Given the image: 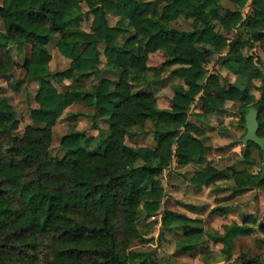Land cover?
<instances>
[{
  "label": "trees",
  "instance_id": "trees-1",
  "mask_svg": "<svg viewBox=\"0 0 264 264\" xmlns=\"http://www.w3.org/2000/svg\"><path fill=\"white\" fill-rule=\"evenodd\" d=\"M229 1L237 10H222L220 0H165L160 11L146 0L1 1L0 78H11L13 62L8 48L28 46L29 58L22 66L25 77L17 85L38 84V108L31 111V119L44 128H27L22 137L16 136L14 110L0 96V264H171L132 251L130 245L147 242L137 229V220L156 213L164 197L160 181L154 177L173 159L181 167L204 160V147L190 135L199 134L198 129L185 125L190 105L200 96L201 112L209 115L221 111L225 102H240L243 108L253 104L257 137L264 138V72L251 70L249 60L239 53V47L247 43L229 42L211 25L217 21L225 32L245 28L252 40L264 44V33L257 31L264 26V0H252L247 16L241 10L249 0ZM82 3L93 18L89 33L80 29L85 17ZM107 15L118 19L114 27L108 25ZM177 16L192 19L194 30H170L168 24ZM200 22L203 25L199 26ZM127 34L126 41L118 40ZM55 36L59 38L57 52L70 64L67 70L51 75L48 45ZM156 50H163L166 57L158 74L177 66L172 76L186 85V90H175L170 111H158L151 94L132 92V77L147 71L148 54ZM224 50L223 64L229 71L261 81L258 100L235 84L227 90L214 82L202 85L203 65L212 52ZM102 58L105 69L100 68ZM105 72L117 77L116 83L103 78ZM90 78L97 83L85 89L81 82ZM50 79L72 81L73 86L57 93L47 82ZM76 103L93 107L98 117L107 118L109 133L103 152L89 153L82 146L84 135L71 133L60 141L63 157H52L51 128L62 112ZM147 122L157 129L156 148L126 146L124 137L130 129H143ZM241 123L245 125V116ZM182 126L183 131L179 130ZM253 149L264 164L263 151L251 142L243 151L244 162L252 163L249 155ZM228 178L207 168L196 172L190 183L201 188ZM231 178L238 189L249 183L254 188L264 187L263 167L257 176L244 172L232 173ZM225 214L222 208L211 211V215ZM199 224L170 211L161 214V230L183 232L176 244L178 253L203 249ZM237 231L247 232L234 227L209 237L213 244L222 245L226 259Z\"/></svg>",
  "mask_w": 264,
  "mask_h": 264
},
{
  "label": "rangeland",
  "instance_id": "rangeland-1",
  "mask_svg": "<svg viewBox=\"0 0 264 264\" xmlns=\"http://www.w3.org/2000/svg\"><path fill=\"white\" fill-rule=\"evenodd\" d=\"M146 1L155 3L158 11L165 5V0ZM251 1L249 0L248 5L241 10L246 16L251 12L249 6ZM219 4L222 10H237L229 0H220ZM81 8L85 17L80 29L89 33L93 18L87 14L88 9L83 3ZM204 18L206 19L205 14ZM106 19L110 27H114L118 21L111 15H107ZM211 23L213 29L229 42L233 43L238 40L240 45L247 43L246 47H239V53L249 60L248 65L251 70L264 72V44L252 40L245 28L225 32L217 21ZM201 25L203 22L199 23V26ZM168 27L170 30L178 32L194 30L193 20L183 16L174 18ZM257 31L264 33V26ZM1 32H3V27L0 22ZM129 37L128 34L119 36L118 40L123 42ZM58 39V36H55L48 45L50 54L48 69L51 75L67 70L70 64L57 52L55 45ZM99 49L102 52L103 46L99 45ZM8 52L11 55L13 67L10 79L0 78V96L5 97L13 108L18 123L15 135L22 137L27 128H44V125L37 124L31 119V111L38 108V104L35 102L38 84L17 85L18 81L25 77L22 66L29 58V47L23 49L9 47ZM226 54V50L221 53H211L209 62L203 65L202 85L206 86L208 82H214L227 90L229 86L235 84L246 89L248 97L258 100L259 89L262 86L261 81L252 80L248 75L241 77L229 71L223 64ZM165 59L163 50H156L148 54L147 71L142 76L132 77L130 82L133 93L142 91L155 98L158 111H170L175 90L177 88L186 90L185 82L172 76V71L177 66L165 68L158 74ZM102 61L100 68L105 69L103 58ZM103 78L114 83L117 81V77L107 72L103 73ZM47 82L57 93L69 91L73 86L72 81L68 80L50 79ZM96 83L94 78L81 82L85 89H90ZM209 92L213 94L212 90ZM199 97L190 105L185 116V125L190 124L198 129L199 134L190 132V135L199 140L204 147V160L200 164L193 163L181 167L173 159L161 174L154 177L160 181L164 197L160 200V208L156 213L144 215L137 220V229L147 242L144 244L133 242L130 245V250L149 253L159 263L167 260L171 264H243L244 261H256L258 264H264V187L254 188L253 184L249 183L246 188L238 189L231 178L232 173L245 172L250 176H257L262 172L263 164L259 152L253 149L249 155L252 163H246L243 157L244 147L240 143L246 134L245 125L241 123V120L247 114V109L252 108L253 104L248 105V108H243L240 102H225L221 111L203 115ZM156 130L150 122H147L143 129L132 128L129 134L124 137V144L134 149L154 150L157 146L154 135ZM179 130L183 131L184 127H179ZM71 133L83 134L85 139L82 146L89 153L100 154L103 152L104 140L109 133V123L107 118L98 117L93 107L83 103L70 105L51 128L49 153L52 157H63L60 141ZM174 150L175 145L172 146V151ZM154 163H157V160H154ZM139 164L142 163L139 162ZM207 168L223 172L229 178L226 180L217 179L210 185L201 188L193 186L190 183L193 175ZM220 208L226 210L225 215H211V211ZM165 210L200 221L199 226L205 241L203 249H197L188 254L176 252V244L183 238V232L178 229L161 230V214ZM234 227L246 229L247 232L237 231L235 233L231 255L226 259L222 254V245L213 244L209 241V237L223 235L225 229Z\"/></svg>",
  "mask_w": 264,
  "mask_h": 264
},
{
  "label": "water",
  "instance_id": "water-1",
  "mask_svg": "<svg viewBox=\"0 0 264 264\" xmlns=\"http://www.w3.org/2000/svg\"><path fill=\"white\" fill-rule=\"evenodd\" d=\"M258 122H257V112L255 109L250 108L247 114L245 115V126L244 129L246 131V134L243 139L240 140V143L243 145L244 150L246 149L249 142L256 145L258 148H260L264 153V138L259 139L257 137L258 132ZM264 169V164H263Z\"/></svg>",
  "mask_w": 264,
  "mask_h": 264
}]
</instances>
